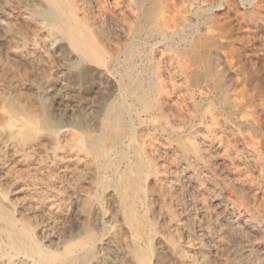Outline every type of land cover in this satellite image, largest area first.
I'll return each mask as SVG.
<instances>
[{
  "label": "rangeland",
  "instance_id": "374dc122",
  "mask_svg": "<svg viewBox=\"0 0 264 264\" xmlns=\"http://www.w3.org/2000/svg\"><path fill=\"white\" fill-rule=\"evenodd\" d=\"M137 1H139V10H148V6L154 3L153 9L156 11L154 23L148 24L145 19L140 20L144 33L139 38L141 40L138 48L140 60L137 75L141 74L140 78L143 77L147 81L151 77V80L163 89L161 95H156L148 106H154L158 100L163 110L169 114L171 124H174L177 131H182L180 136H166L161 132V125H159L162 123L159 118L160 113L153 106L135 104V114L139 117V121L135 124L136 133L138 131L136 137H139L136 139L142 146L148 148L147 152H151L149 155L153 165L145 177L146 196L139 209L144 221V234H146L144 249L149 255L151 253V264H238L240 258L248 264H264V0H148L147 6L140 4V0H122L121 9H115L114 0H102L101 9H107V11L111 9V13L109 11L105 15L109 35L105 48L107 52L105 51L106 54L103 56L105 61L109 60V55H116L114 50L117 43L125 42L126 23L132 22L129 19L131 15L129 11L137 8ZM23 2L24 0H7L10 7L16 8H22L28 3V1L24 2L25 4ZM75 2L81 10L83 2L79 0ZM10 7L5 8L8 9L5 11L8 15ZM114 10L126 11L125 17L119 14V16L112 15ZM21 12L23 13L24 10ZM14 17L13 15L9 20L13 24L12 35L15 37V43L0 39V63L10 66V74L13 75L9 77L5 72H0L2 73L0 74V95L3 94L4 97L6 94L5 97L10 96L11 99L12 96L15 98L19 92L20 95L18 94L19 96L17 95L15 99H18L20 105L41 112L46 109L53 120L67 124L66 118L59 119L55 103L57 100L52 97V91L45 90L44 86L48 88L55 84L54 75L64 68L65 63L73 61V56H66L68 49L65 44H59L51 50V43H48L50 41L44 38L45 33H39L37 21L23 18L27 17L25 12L23 17ZM26 47L28 48L25 49ZM55 52H59L58 55ZM23 58L27 62L22 60ZM35 58L38 60H34ZM92 64L90 70L93 67L103 68L102 70L107 74L111 70H105V66L102 65ZM117 69L120 71L121 67ZM36 74L39 76L37 77ZM112 77L113 80L122 84L119 73L114 72ZM91 80H93L92 75L81 79L80 88L73 78L68 80L70 84L68 90L71 91L69 102L72 101V104L68 102L66 116L72 109L76 114H82L84 105L95 103L103 98V95L93 94L90 91ZM106 87L104 98L112 101L119 97L112 91L111 85ZM38 92H41L40 96ZM78 96L81 97L78 99ZM24 98L26 100H23ZM43 98L44 105L48 107L42 104ZM90 99H92L91 102ZM34 101L37 103H35V109ZM232 102L240 106L238 113L227 109V105ZM175 114H180L178 118L181 116L183 118L177 119ZM154 116H157L159 121ZM177 122L185 125L182 126ZM67 127L71 129L70 131L75 130L74 132L78 133L75 127ZM62 140H60V149L55 151L48 148L45 152L39 153L42 155L36 154L33 157L20 159L23 161L22 164H16L14 161L16 159L10 151L0 148V201L5 206L8 205L6 207L11 209L17 218L22 215L32 218L33 208L35 207V211L38 210L37 195L32 191L31 183L33 180L39 183L48 180V174L42 164L35 165L34 162L41 158L48 160L46 163H49V160L56 155L67 156L70 149ZM193 145L197 150L193 149ZM72 154L78 157L84 155L82 151H75V149ZM183 158L192 164L190 170L183 165ZM63 161L65 162V159ZM27 165L33 166H28V170ZM9 167L10 170L6 169ZM106 182L107 180L104 184L91 188L86 186V180H78L79 188L86 186L91 194L88 214L81 217L80 222L92 230H95L93 222L95 216L92 210L98 205L105 215L104 220L107 219L106 225H113L114 230L121 229L118 228L120 224L116 220V218L120 220V217L116 216L114 219L115 208L113 207L117 200L113 192L112 180L109 179V183ZM28 190L32 193L31 195L30 192L27 193ZM96 194L97 196H94ZM31 197L34 199L31 200ZM229 202L236 204L233 212L225 210V205ZM239 215H241L240 218L236 220ZM44 216L45 213L35 220L44 219V224H48V231L51 230L50 237L56 239L60 235L62 221L58 219L48 221ZM228 218L235 219L238 230L235 231L236 234L231 233ZM240 222L242 224H239ZM75 229L76 222L74 223L73 220L65 224V230L69 233H74ZM146 231L149 233L147 234ZM233 236H241L242 239L235 242ZM1 262L2 260L0 264Z\"/></svg>",
  "mask_w": 264,
  "mask_h": 264
},
{
  "label": "bare ground",
  "instance_id": "6f19581e",
  "mask_svg": "<svg viewBox=\"0 0 264 264\" xmlns=\"http://www.w3.org/2000/svg\"><path fill=\"white\" fill-rule=\"evenodd\" d=\"M27 1L28 3L25 4L24 2ZM27 1L24 0L23 3L25 5L22 6V8L10 7L9 3H7V0L0 1V39L5 42L10 41V43H15V39H14L15 37L12 35L14 32V28L12 22H10L9 19L13 15L15 16L14 18L16 17L19 18L21 16L23 17V13L25 12L27 17H23V18L37 21L39 33L40 32L45 33L44 38H47V40L50 41L48 43H51L50 44L51 50H53L55 46L57 45L59 46V44L60 45L65 44V46H67L68 50L66 52V56L69 57L73 56L72 57L73 61L69 60L70 61L69 63H65L64 68L62 69L60 67L62 70L58 71L56 74L53 72L55 74L54 75L55 86L51 85L48 86V88L44 86L45 90L47 89L49 91H52L51 93L52 97L57 100L55 101V103H56V112L59 116V119L66 118L67 124L65 123L63 124L61 121L59 122V120L58 121L53 120L51 114H49V112H47L46 109L42 110L41 112L20 105V103H18L17 101L18 99L17 100L15 99L17 98L19 92L18 94H16L15 98H13L12 96L11 99L10 96L5 97L6 94H4L3 97L2 96L3 94H1L0 96H2L3 98L0 97V148L5 151L6 150L10 151L11 155H13V157L16 159L14 160L16 164H20L21 162H23L21 160H23L24 158L31 156L33 157V155L36 154L42 155L39 153L45 152L48 148L55 151L57 149H60L61 147L60 140L62 139H64V141L63 140L62 141L63 143L65 142V144L68 146L70 152L69 154H67V156L64 157L63 156L59 157L56 155L57 154L56 153L55 154L56 156L53 157L52 160H49V163H46L48 162V160L45 161L44 159L42 160L41 158H40L41 160L40 159H36V161L33 160L35 161L34 162L35 165L41 166L42 164L43 168L47 169L46 171L48 174L47 177L48 180L47 179L46 181L44 180L45 182L43 181L39 183L37 182V180H33V181L31 180L32 181L31 184L33 186L32 191H34L35 195H37L36 201L38 202V205L36 206L38 210L35 211L34 210L35 207L33 208L32 218H34V220L30 218L31 216L23 217V215L22 217L17 218L16 216H14L13 211L8 207H6L8 205L5 206L3 202L0 201V261L2 260L1 264H151V258H150L151 253L149 255L147 250L144 249L145 248L144 243L146 242V241L144 242V238H145L144 236L146 234H144L145 232L143 230L145 228L143 224L144 221L140 216L141 212H139L140 211L139 209L140 206L142 205V202L144 203V199L146 196L145 195L146 193L144 191L145 177L146 174L150 172L153 165H152L151 157L149 155L151 152L150 153L147 152L148 148L146 149L144 146H142V144L139 143V141H137L139 137L138 138L136 137L138 131L136 133L135 124L136 121H139L138 119L139 117H137L138 115L135 114V109H136L135 104H140L147 107L150 102H153L151 100L156 95H161L163 91L162 88H160L157 84H155L156 82L154 83L151 80V77H149V81H147L143 77L140 78L141 74L140 75L138 74L139 77H137L138 64L140 60V55H139L140 51L138 52V48H139V42L141 41L139 38L141 34L144 33V30L140 25L141 24L140 20L145 19L148 24L154 23L153 20L156 13V11L153 9L155 7L153 5L154 3L148 6V10H139L138 9L139 1H137L136 4L137 8L135 7L137 10L130 9L131 11L129 12H131L132 16L130 15L131 17L129 16V19L132 22L126 23L127 26L124 31L126 34V40L124 43H117V45H115V50H114V52H116L115 53L116 55L114 56L109 55V60L105 61L103 56L104 54H106L105 48L107 46L106 43L108 41V36H109L106 28L107 21L105 22V15L107 14L106 12H109L111 9L109 11H107V9H101L100 2L102 0H79L83 2L82 3L83 7L81 10L78 9L77 6L78 4H76L75 0H27ZM121 1L122 0H114L113 6L116 7L115 9H121L120 7L122 3ZM147 1L148 0H140L141 2L140 4H142L143 6L146 4L145 6H147ZM6 7H10L9 15L6 14L5 12L6 10H8L5 9ZM20 10L21 11L24 10V12L22 13ZM112 12H113L112 15L115 16H117L118 14L124 16V13H126V11L124 12L122 10H114ZM109 13H111V11ZM12 21L14 22V20ZM20 22L22 24V21ZM22 27L24 26L22 25ZM146 29H145V33L147 31ZM47 47L49 48L48 44ZM27 48L28 47H26L25 49ZM28 52L29 51H27V53ZM55 53L58 55L59 52H55ZM28 54H30V52ZM41 54L43 55V52ZM52 57H50V59H52ZM42 58H44V56ZM36 59L37 58H35L34 60ZM22 60L25 59L23 58ZM92 63L105 66V70L108 69L111 70L110 72L108 71L109 72L108 74L102 70L103 68L93 67L92 68L93 70L92 69L90 70L91 68L90 65ZM92 65L94 66V64ZM118 66L121 67L120 71L117 69L119 68ZM1 71L2 73L5 72L9 77L13 76L10 74L11 71L10 66H6L3 63H0V72ZM33 71L35 72V70ZM113 71L116 72L117 74L118 73L120 74L122 84L121 82L119 83V81L113 80L114 77V76L112 77L114 73ZM91 75L93 77V80H91L90 81L91 83L89 84L90 91L93 92V94L95 93V94H101V96L103 95V98L95 103L91 102L92 99H90L91 103L88 102L89 104L84 105V113L82 114H78V113L76 114L74 112V109H72L69 112L70 114L66 116L67 113L66 109L68 108V102L70 101L69 98H71V93H70L71 91L69 92L68 90L70 88V84L68 80L73 78L75 81L78 82L77 86L80 88L81 87L80 80L83 79L84 77H88ZM38 76L39 75H37V77ZM50 76L52 77L51 74ZM50 79L51 82H53L52 78ZM33 80L34 79H32V81ZM3 82L4 84H6L5 81ZM107 85H111L112 91L119 96V97L116 96L117 99L111 101L110 99L104 98V93L107 88L106 87ZM42 90L44 89L42 88ZM10 93L12 94V92ZM35 96L36 95L34 94V97ZM80 97L81 96H78V99ZM20 99L22 100V98ZM30 99H28L29 102ZM23 100L26 99L24 98ZM36 101H34V109L37 104ZM29 102H27V104ZM71 102H69V104H72ZM163 102L164 101L162 100V103ZM31 103L33 102L31 101ZM42 104L43 105L45 104L44 98ZM149 106L152 107L153 105H149ZM227 106H228L227 107L228 110L236 113H238L241 109L240 106L236 105V103L234 104V102L228 104ZM45 107H48V105ZM80 107L81 106L79 105V108ZM37 108L38 107H36V109ZM153 108H155L160 113L159 118H161L162 120V123L159 124L161 125L160 126L161 132L168 137H172L174 135L180 136V133H182V131H177L173 126L174 124H171L172 121H170L169 119L168 116L169 114H167L163 110L162 104L159 103L158 100L155 102ZM153 108H149V109H153ZM175 115L177 116V119L182 117L181 116L178 118L180 114L179 115L175 114ZM175 115L174 118L176 117ZM154 117L157 118L156 120L159 121V118L157 116ZM187 121H185V123ZM180 125L182 124L180 123ZM183 125L185 124L183 123ZM67 126L75 127L78 133H75L74 132L75 130L70 131L71 129H69V127ZM74 149L75 151L76 150L82 151L84 155L82 157H78L73 154L71 155ZM193 149L197 150L194 145H193ZM196 154L200 155L198 152H196ZM64 159L65 162L67 163L63 161ZM182 160L184 162L183 165L186 167V169L190 170L192 168V164L186 158H183ZM28 166L31 165H27V168L29 170ZM27 168L24 169L26 170ZM6 169L10 170V167ZM38 169L40 168L38 167ZM44 169H40V170H44ZM82 179L86 180L87 182L86 186L88 185L91 188L94 187L96 188L101 184H104L105 180H107V182L109 179L112 180V185L114 188L113 192H115L116 200H117L115 207H113L115 208V215L114 214L112 215L115 216L114 219L116 218V216L120 217L119 218L120 220H118L117 218L116 220L119 221L118 224L120 225H118L119 226L118 228L121 229L119 230L115 229L116 230L115 231L113 225L110 226H108L109 224L106 225L105 220L107 219L105 218L104 220L105 215H103V211L101 210V208L100 207H99L100 209L98 208L99 205L97 207L94 206L93 207L94 210H92L94 212L93 215L95 216L93 221L95 230L94 229L92 230L84 226L80 222V218L88 214V207L91 206V201H90L91 194L86 189L87 187L85 186V188L80 189L79 186L77 185L78 180L82 181ZM107 189L109 188L107 187ZM29 192L30 191L28 190L27 193ZM31 194L32 193L30 192V195ZM94 196H97V194ZM32 198L34 199V197H31V200ZM98 201H100V199ZM114 202L115 200L113 201V203ZM92 203H93V199H92ZM234 208H236V204L234 202H229L227 205H225L226 211H232ZM113 210L112 212L114 213ZM44 213L45 216L47 217L46 220L48 221L51 219H58L62 221L61 224L63 226L59 230L60 235L58 237L56 235L57 237L56 239H52L50 237L49 232L51 230L48 231V226H47L48 224H44L45 220L41 218ZM143 214H145V212H143ZM40 215H41L40 217L41 220L40 221L39 219L35 220V218H38ZM240 216L241 215H239V217H236V220H238ZM72 220L74 221V223L76 222V229L74 233L72 232L69 233L67 230H65V224L70 221L72 222ZM110 222L112 223L113 221ZM241 222L239 224H242ZM228 223L231 233L236 234L235 231L238 230L236 228L237 225L235 219L230 218ZM89 225H91V223ZM55 228L56 227H54V229ZM59 231L57 230V232ZM148 233L149 232H147V234ZM233 239L235 242H238L242 238L241 236H237V237L233 236ZM149 241L147 243H149ZM147 248L149 249V247ZM238 264H248V263H246L243 259L240 258L238 260Z\"/></svg>",
  "mask_w": 264,
  "mask_h": 264
}]
</instances>
